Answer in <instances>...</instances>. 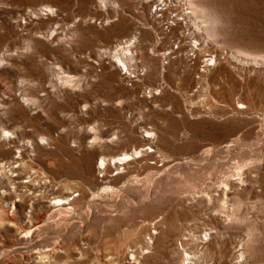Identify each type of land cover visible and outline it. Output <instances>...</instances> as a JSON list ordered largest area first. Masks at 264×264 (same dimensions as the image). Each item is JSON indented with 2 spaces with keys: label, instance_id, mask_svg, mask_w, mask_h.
Returning <instances> with one entry per match:
<instances>
[{
  "label": "rangeland",
  "instance_id": "obj_1",
  "mask_svg": "<svg viewBox=\"0 0 264 264\" xmlns=\"http://www.w3.org/2000/svg\"><path fill=\"white\" fill-rule=\"evenodd\" d=\"M164 1L0 0V134L39 142L26 161L54 185L25 188L23 175L4 188L17 225L0 227V264L45 251L54 264H181L190 235L193 264H233L241 244L242 264H264V0ZM121 20L130 32L107 33ZM136 29L139 77L107 79L104 49ZM134 149L143 156L98 165Z\"/></svg>",
  "mask_w": 264,
  "mask_h": 264
},
{
  "label": "bare ground",
  "instance_id": "obj_2",
  "mask_svg": "<svg viewBox=\"0 0 264 264\" xmlns=\"http://www.w3.org/2000/svg\"><path fill=\"white\" fill-rule=\"evenodd\" d=\"M104 2V0H102ZM105 3V2H104ZM163 3L165 1L163 0ZM164 6H167V4H164ZM180 7L182 9V14L181 17L183 16L182 20L184 21L186 18L191 20V14L195 13V9L193 8V11L187 12V8L184 7V5L180 4ZM189 9V8H188ZM163 9L161 8L160 11ZM40 13L45 16H54L55 10L50 7V6H43L40 8ZM197 12V11H196ZM177 18L180 17V15H176ZM181 19V18H180ZM174 26L179 25L178 21L172 22ZM152 29L158 31V29L154 28V26L151 27ZM150 28V29H151ZM118 29L122 30L121 33H128L129 31V26L127 25L125 20H121L118 24H115L113 28L109 29L107 33H112L117 31ZM137 29L131 33H129L128 37H122L118 38L115 43L111 44L110 46H107L104 51H103V58L101 62L104 70H109V73L107 74V79L109 80H114L117 77L122 78L123 76H126L128 73L129 75H133L132 78H138L139 77V72L141 69V64L144 61L145 58V50L147 49L146 46L144 45V39L143 36L140 33H136ZM139 34V36H137ZM147 35V33H144V37ZM178 54V53H177ZM102 57V56H101ZM110 60L108 63L109 66H105L103 64L106 60ZM214 60H212L213 62ZM263 61V60H262ZM3 62V55L0 57V64ZM216 64V60L214 61ZM3 65V64H2ZM214 65V64H213ZM125 71L124 74H120V71ZM65 82L68 84L73 83L74 78L72 76L67 75L65 78ZM243 108H247L246 106H243ZM4 133H8V135H4ZM16 133V132H15ZM14 132L4 129L2 134H0V201H1V196H5L7 194V191L4 190L7 186H10L11 184H14V181L20 180L21 176L27 175L28 181L22 182L23 184H31L29 186H26L25 188H30L33 189V187L39 186L40 184H43V187L48 188L53 187L51 181H46L44 175L41 172H38L36 170H33V166L31 162L26 161L27 156L26 154L29 152V149H36L39 148L40 143L39 142H21V134L16 135ZM147 134H151V132H146ZM41 137V136H40ZM152 136H147L144 137V139H151ZM41 140H44V137L40 138ZM146 141V140H145ZM147 147L145 151L148 152L149 148L147 144L143 145V148ZM11 148L16 149L14 153V157H11L13 154V151ZM148 149V150H147ZM153 150V149H152ZM141 154V155H140ZM15 155L17 156L15 158ZM143 156V151L139 149H134L131 152H123L117 156L110 157L106 159L105 157H101L98 160V165H100L104 169L105 172L108 171V169L111 167V165H114L116 169L119 166H123L127 164L129 161L134 160L135 158H139ZM30 159V158H29ZM32 161V160H31ZM113 162V164H112ZM100 169V170H101ZM15 174V175H14ZM242 182V181H241ZM49 184V186H48ZM24 185V186H25ZM37 189V188H35ZM34 189V190H35ZM67 191L70 192L71 195L74 194V192L70 188H66ZM74 196V197H63V198H58L54 197V205L56 207L58 206H70L72 203L75 202V198L79 197ZM9 208L8 204L3 205L0 202V227L4 228L6 225L10 226H16L17 223L10 219L9 216V211L7 212L5 208ZM231 215V214H230ZM230 217V216H228ZM230 219V218H229ZM159 221V220H158ZM157 221V222H158ZM161 233V229L158 231H154L153 233L150 232L146 236V242L143 245V247H140L141 252L144 250H149L153 248V245H155L156 239L158 238V235ZM185 236H183L184 238ZM194 236L190 235L189 239H184L181 241V247L183 249V257L181 260V264H193V261L197 259V253L196 251L191 252L190 254L187 253L185 248L190 245L189 241H194L193 240ZM202 242L207 243L211 240L210 233L205 232L203 237L200 238ZM179 248V247H178ZM176 247L175 250L177 252H180ZM79 253L81 254V257L79 260H82L84 258V254L81 249H77ZM137 250L132 249L131 247H126L124 248V254L128 255L131 259L135 258V254ZM238 255L235 258V261L233 264H242L244 263L245 260V253L243 250V245L241 244L239 249H238ZM40 256L39 261L40 264H54L53 257L45 252H39ZM38 253V254H39ZM148 253V252H145ZM185 255V256H184ZM202 255V253H201ZM117 258H114L113 256L107 259L105 262L103 260H100L99 258L96 259L95 264H120L118 262ZM63 264H69L68 262H65Z\"/></svg>",
  "mask_w": 264,
  "mask_h": 264
},
{
  "label": "built area",
  "instance_id": "obj_3",
  "mask_svg": "<svg viewBox=\"0 0 264 264\" xmlns=\"http://www.w3.org/2000/svg\"><path fill=\"white\" fill-rule=\"evenodd\" d=\"M212 60H214L215 61V59L214 58H207L206 59V65L207 66H213V64H214V61L212 62Z\"/></svg>",
  "mask_w": 264,
  "mask_h": 264
},
{
  "label": "snow or ice",
  "instance_id": "obj_4",
  "mask_svg": "<svg viewBox=\"0 0 264 264\" xmlns=\"http://www.w3.org/2000/svg\"><path fill=\"white\" fill-rule=\"evenodd\" d=\"M4 135H8V133H4Z\"/></svg>",
  "mask_w": 264,
  "mask_h": 264
}]
</instances>
